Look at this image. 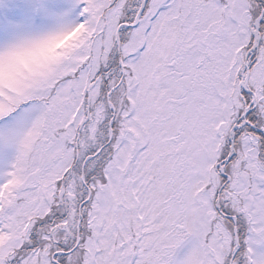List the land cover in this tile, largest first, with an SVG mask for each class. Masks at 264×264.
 <instances>
[{"label": "snow or ice", "instance_id": "6c2138e0", "mask_svg": "<svg viewBox=\"0 0 264 264\" xmlns=\"http://www.w3.org/2000/svg\"><path fill=\"white\" fill-rule=\"evenodd\" d=\"M0 264H264V0H0Z\"/></svg>", "mask_w": 264, "mask_h": 264}]
</instances>
